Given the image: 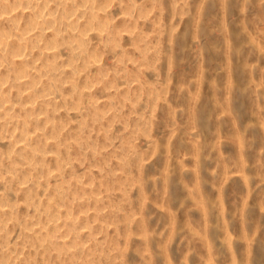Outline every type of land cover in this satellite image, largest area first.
<instances>
[{"label":"rangeland","instance_id":"rangeland-1","mask_svg":"<svg viewBox=\"0 0 264 264\" xmlns=\"http://www.w3.org/2000/svg\"><path fill=\"white\" fill-rule=\"evenodd\" d=\"M0 264H264V0H0Z\"/></svg>","mask_w":264,"mask_h":264},{"label":"bare ground","instance_id":"bare-ground-1","mask_svg":"<svg viewBox=\"0 0 264 264\" xmlns=\"http://www.w3.org/2000/svg\"><path fill=\"white\" fill-rule=\"evenodd\" d=\"M25 3H26V2H25ZM26 4H27V3H26ZM46 17L48 18L49 16L46 15ZM50 17H51V15H50ZM44 18H45V16H44ZM44 18H43V19H44ZM51 18H52V17H51ZM49 19H50V18H49ZM16 37H17V36H16ZM17 38H18V37H17ZM17 38H16V39H17ZM19 38H21V37H19ZM19 38H18V39H19ZM14 39H15V38H14ZM14 39H13V40H14ZM20 40H21V39H20ZM21 41L24 42V40H21ZM10 42H11V41H10ZM12 42H13V41H12ZM19 42H20V41H19ZM13 43H17L16 40H15V42H13ZM1 44H2V43H1ZM17 44H18V43H17ZM19 45H20V44H18L17 46L19 47ZM1 48H2V47H1ZM21 58H22V57H21ZM18 59H19V58H18ZM18 59H17V60H18ZM18 61L20 62V59H19Z\"/></svg>","mask_w":264,"mask_h":264}]
</instances>
